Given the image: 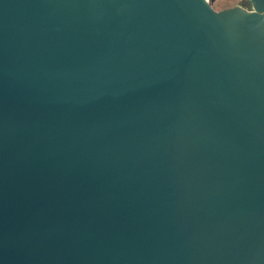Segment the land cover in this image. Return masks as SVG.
<instances>
[{
  "label": "water",
  "instance_id": "1",
  "mask_svg": "<svg viewBox=\"0 0 264 264\" xmlns=\"http://www.w3.org/2000/svg\"><path fill=\"white\" fill-rule=\"evenodd\" d=\"M0 264H264V0H0Z\"/></svg>",
  "mask_w": 264,
  "mask_h": 264
},
{
  "label": "rangeland",
  "instance_id": "2",
  "mask_svg": "<svg viewBox=\"0 0 264 264\" xmlns=\"http://www.w3.org/2000/svg\"><path fill=\"white\" fill-rule=\"evenodd\" d=\"M210 5L216 9H223L235 5L250 6V0H208Z\"/></svg>",
  "mask_w": 264,
  "mask_h": 264
},
{
  "label": "bare ground",
  "instance_id": "3",
  "mask_svg": "<svg viewBox=\"0 0 264 264\" xmlns=\"http://www.w3.org/2000/svg\"><path fill=\"white\" fill-rule=\"evenodd\" d=\"M208 1V0H207Z\"/></svg>",
  "mask_w": 264,
  "mask_h": 264
},
{
  "label": "built area",
  "instance_id": "4",
  "mask_svg": "<svg viewBox=\"0 0 264 264\" xmlns=\"http://www.w3.org/2000/svg\"><path fill=\"white\" fill-rule=\"evenodd\" d=\"M250 7V6H249Z\"/></svg>",
  "mask_w": 264,
  "mask_h": 264
}]
</instances>
